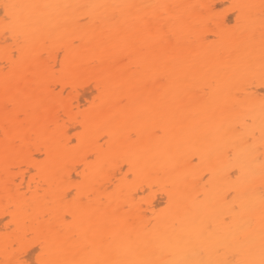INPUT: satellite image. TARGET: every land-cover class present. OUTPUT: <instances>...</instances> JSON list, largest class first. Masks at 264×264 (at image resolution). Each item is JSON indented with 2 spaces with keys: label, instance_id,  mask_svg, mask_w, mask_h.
I'll return each mask as SVG.
<instances>
[{
  "label": "bare ground",
  "instance_id": "6f19581e",
  "mask_svg": "<svg viewBox=\"0 0 264 264\" xmlns=\"http://www.w3.org/2000/svg\"><path fill=\"white\" fill-rule=\"evenodd\" d=\"M230 2L0 0V264H264V0Z\"/></svg>",
  "mask_w": 264,
  "mask_h": 264
},
{
  "label": "rangeland",
  "instance_id": "374dc122",
  "mask_svg": "<svg viewBox=\"0 0 264 264\" xmlns=\"http://www.w3.org/2000/svg\"><path fill=\"white\" fill-rule=\"evenodd\" d=\"M232 5H235V4H233V3H231L230 2V0H224V1H220V0H217V4H216V10L217 11H219V12H221L222 14H224L226 17H227V23L229 24V25H233L234 23H235V19H236V13H234V9H233V7H235V10H236V6H232ZM236 12V11H235ZM144 200V199H143ZM141 203V206H140V208H142V209H144L145 207H146V205L144 206V208H143V202L141 201L140 202ZM163 203V202H162ZM164 204V203H163ZM162 204V205H163ZM161 205V203H159V204H155V206H153V208H154V211H156V210H159V209H161V208H163L164 206H162ZM165 205V204H164ZM139 208V207H138ZM141 209V210H142ZM146 209V208H145ZM147 210H149V209H147ZM142 212H145L146 213V211H142ZM149 213H151V212H147L146 214L147 215H149ZM160 213V212H159ZM157 214H158V212H157ZM32 261V260H31ZM34 261V260H33ZM32 261V262H33ZM37 264V263H36Z\"/></svg>",
  "mask_w": 264,
  "mask_h": 264
}]
</instances>
